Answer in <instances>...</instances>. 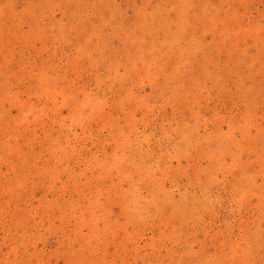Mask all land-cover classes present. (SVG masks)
Wrapping results in <instances>:
<instances>
[{"label":"rangeland","instance_id":"374dc122","mask_svg":"<svg viewBox=\"0 0 264 264\" xmlns=\"http://www.w3.org/2000/svg\"><path fill=\"white\" fill-rule=\"evenodd\" d=\"M0 264H264V0H0Z\"/></svg>","mask_w":264,"mask_h":264}]
</instances>
